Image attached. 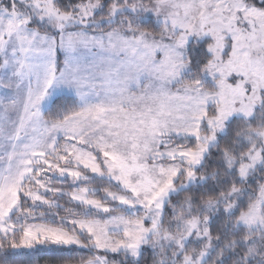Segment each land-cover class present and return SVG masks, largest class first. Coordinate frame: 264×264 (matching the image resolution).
<instances>
[{"label":"snow or ice","instance_id":"6c2138e0","mask_svg":"<svg viewBox=\"0 0 264 264\" xmlns=\"http://www.w3.org/2000/svg\"><path fill=\"white\" fill-rule=\"evenodd\" d=\"M0 264H264V0H0Z\"/></svg>","mask_w":264,"mask_h":264}]
</instances>
